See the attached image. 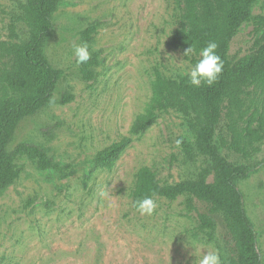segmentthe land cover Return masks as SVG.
<instances>
[{"label":"rangeland","instance_id":"rangeland-1","mask_svg":"<svg viewBox=\"0 0 264 264\" xmlns=\"http://www.w3.org/2000/svg\"><path fill=\"white\" fill-rule=\"evenodd\" d=\"M19 1L0 0V39L8 35ZM180 13L167 0L60 2L42 47L50 65L61 71L52 102L18 124L11 147L37 142L63 170H40L26 157L15 160L19 177L0 192V264H197L212 247L225 255L222 225L215 241L196 234L198 213L187 207L184 195L152 197L157 208L150 216L131 202L141 166H152L162 181L173 183L205 164L201 155L186 154V120L174 109L160 111L142 134L130 133L151 95L154 67L167 76L191 68L183 52L170 45ZM252 14L264 15V0H256ZM90 25L96 30L86 43L97 63L89 67L93 77L85 78L72 46L84 42ZM18 27L25 37L23 25ZM259 32L254 23H243L230 41L229 55L250 53ZM68 95L72 98L61 102ZM124 136L132 141L114 166L95 170L84 186L97 151ZM221 151L229 163L245 166L236 185L264 264V142L248 159L228 148Z\"/></svg>","mask_w":264,"mask_h":264},{"label":"trees","instance_id":"trees-1","mask_svg":"<svg viewBox=\"0 0 264 264\" xmlns=\"http://www.w3.org/2000/svg\"><path fill=\"white\" fill-rule=\"evenodd\" d=\"M61 1L20 0L7 37L0 39V192L19 177L15 160L20 157L32 160L40 170H63L37 142L24 140L11 147L18 124L52 102V90L61 71L50 65L42 47ZM167 1L181 8L180 24L170 45L184 53L191 44L199 51L215 41L224 67L212 86L202 82L198 87L191 85L185 74L167 76L154 67L151 95L133 120L130 133L142 134L160 111L174 109L186 120L189 137L182 138L186 154L191 158L201 155L205 164L192 176L173 183L162 181L152 166H141L131 202L143 196L174 200L184 195L187 207L198 213L196 234L215 241L218 225H222L227 248L221 256L222 264H261L257 233L236 185L237 179L246 174L245 166L229 163L221 149L228 148L248 159L264 142V15L252 14L256 0ZM246 22L260 28L253 50L231 57L230 41ZM18 23L23 25L25 37H21ZM95 30V25L85 29L84 42L91 41ZM186 58L191 67L198 59ZM96 63L90 58L81 64L85 78L93 77L89 67ZM71 98L68 95L61 102ZM131 141V136H124L97 151L93 168L84 175V186L95 170L111 169Z\"/></svg>","mask_w":264,"mask_h":264},{"label":"clouds","instance_id":"clouds-1","mask_svg":"<svg viewBox=\"0 0 264 264\" xmlns=\"http://www.w3.org/2000/svg\"><path fill=\"white\" fill-rule=\"evenodd\" d=\"M218 44L215 41H209L206 46L196 49L192 44L184 51V57L196 56L198 59L184 74L188 77L189 83L193 86H200L202 82L212 86L222 73L224 62L216 53ZM72 57L77 64L86 63L91 58L89 45L86 42L73 44ZM181 144L180 140L176 141L177 147ZM134 207L141 215H152L157 208L154 199L149 196L132 201ZM197 264H222L219 250L215 247L210 248L198 258Z\"/></svg>","mask_w":264,"mask_h":264}]
</instances>
